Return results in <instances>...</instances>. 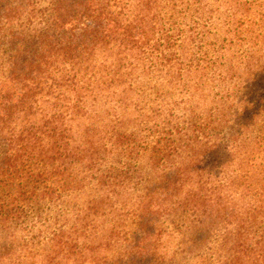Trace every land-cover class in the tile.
<instances>
[{"label": "trees", "instance_id": "1", "mask_svg": "<svg viewBox=\"0 0 264 264\" xmlns=\"http://www.w3.org/2000/svg\"><path fill=\"white\" fill-rule=\"evenodd\" d=\"M261 114L264 0H0V264H264Z\"/></svg>", "mask_w": 264, "mask_h": 264}, {"label": "rangeland", "instance_id": "2", "mask_svg": "<svg viewBox=\"0 0 264 264\" xmlns=\"http://www.w3.org/2000/svg\"><path fill=\"white\" fill-rule=\"evenodd\" d=\"M239 69H240V67L239 66H234V68L232 69V73H234L235 74V76L237 75V73H238V71H239ZM234 76V77H235ZM235 84H240V85H242V87H241V89H240V91L238 92V97L240 96V97H243L245 100L248 98L247 97V94H249V92H248V87H247V89H246V86H248V84L242 79V78H240V77H238L236 80H235V82H234ZM242 123H245V125H249L250 123H252V124H250L249 126H248V131L251 133L253 130H255L257 133L259 132V130H260V126L261 125H263V123H264V114H261L260 116H258V118H253V120L251 119V118H247L246 120H242ZM241 124V123H240ZM226 132H229V134L230 133H237L239 130H237L236 129V123L235 124H232L231 123V125H229V127H227L226 128V130H225ZM228 134V135H229ZM228 135H226V136H228ZM141 173H142V175H144V176H146V174H150V171H148V169L144 166V167H142V169H141ZM84 183V185L83 186H79V187H77L76 189H72V190H70L69 191V193L72 195V196H74V198H75V200L77 201V202H79L80 204H82L83 203V201L85 202L86 200H89L91 197H94L95 196V194H96V190H97V188L94 186V184L92 183V182H90V181H88V178H87V180L86 181H84L83 182ZM140 185V184H139ZM139 185H136V184H134V186H133V184H131L130 186H129V189H131L130 191H129V193L131 194V196H135V195H139L141 192H140V186ZM133 193V194H132ZM65 194H67V192L66 193H64L62 196H65ZM52 220V225L54 226V227H58V224H55L54 223V219L52 218L51 219ZM163 221H162V224H161V227L162 228H164V229H169L170 228V223H169V221H168V218L166 217V216H163V219H162ZM64 222H66L67 223V226H68V224H69V221H64ZM63 222V223H64ZM65 223V224H66ZM62 225L64 226V224H61V227H62ZM173 239H179L178 238V235H177V237H173ZM173 239H171V240H173ZM173 243H174V241H173ZM210 254V253H209Z\"/></svg>", "mask_w": 264, "mask_h": 264}]
</instances>
